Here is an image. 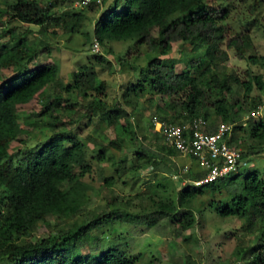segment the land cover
Masks as SVG:
<instances>
[{"label": "trees", "instance_id": "16d2710c", "mask_svg": "<svg viewBox=\"0 0 264 264\" xmlns=\"http://www.w3.org/2000/svg\"><path fill=\"white\" fill-rule=\"evenodd\" d=\"M6 3L7 8L0 10V13L6 14L9 21L21 24L44 27L53 23L73 30L82 20L83 10L64 8L58 0H8ZM95 7L91 5L87 9ZM69 15H73V19ZM226 19V10L210 7L206 0H124L122 5H119V0H113L95 20L93 34L100 43L106 40H132L135 48L144 46L147 53L154 55L142 72L143 82L152 93L169 99L171 112L175 107H180L179 113L160 119L178 124L198 116L210 120L209 111L213 110L216 119L209 121L208 132H214L221 122L232 123L230 143L238 141L236 131L245 130L249 138L259 145V149L249 148L247 155L262 153L264 116L249 119L245 125L242 121L263 99H253L247 106L236 95L233 86L243 89L245 97H249L254 87L264 89V79L247 70L248 79L241 80L235 75L211 71L208 65L199 72L204 61L198 53L189 55L188 60L180 59L186 67L178 72L177 60L169 57L176 43L191 44L194 51L206 45V56L211 60L225 46L233 50L239 60L246 59L249 64H256V57L246 56L249 34L234 32L229 35V28L222 25ZM1 33L9 42L0 43V75L4 70L10 71L11 75L0 80V259L4 258L10 264H132L134 258L127 257L118 247L103 250L102 238L98 233H92L93 230L112 221L156 227L160 218H176L178 229L174 232L182 233L196 224L192 201L207 194V207L217 215L245 220L246 231L255 236L250 263L264 264V177L257 169L240 171L200 186H195L193 182L202 178L205 172L196 170V173L188 174V183L178 189L176 199H151L154 206L145 213L113 206L89 220L77 222L75 219L85 209L82 206L85 186L79 181L70 183L69 180L85 165L86 157L82 142L58 128L62 115L56 111L62 108L67 111L68 117H72L69 113L74 109L77 112L82 107V114L77 115L78 118H71L75 121L90 114H100L112 122L119 138L111 144L121 150V135L125 127L120 119L128 120L131 116L127 111L130 105L128 96L132 92L136 97L140 88L145 90L144 85L141 84L140 88L133 85L123 93V101L115 106L108 105L100 98L82 106L69 96L59 99L56 93L45 95L40 99L43 108L36 115L42 116L52 134L38 151L34 152L24 145L10 152L9 146L13 142L24 141V129L18 120L17 107L28 104L47 85L57 81L59 68L49 62L38 64L34 69L30 67L37 55L31 51L26 33L17 31V25L3 29ZM86 35L89 38V34ZM94 58L98 62L109 63L101 54ZM75 76L77 82L83 73ZM57 85L61 86V82L57 81ZM62 88L68 92L71 86L62 85ZM103 88L102 81L100 89ZM154 133L160 137L155 130ZM137 142L141 143L139 140ZM138 147L136 160L148 159V164L156 171L170 173L172 167L175 169L172 157L177 152L167 145L163 144L158 151L142 144ZM112 180L104 178L109 186ZM65 181H68V185ZM222 191L226 196L216 199V195ZM51 217L59 221L57 224L61 223L58 232L53 236L30 240L39 223L49 224ZM258 221L263 223L260 230L254 228ZM83 248H87V254H79ZM241 251L237 260L245 257L246 249Z\"/></svg>", "mask_w": 264, "mask_h": 264}, {"label": "rangeland", "instance_id": "374dc122", "mask_svg": "<svg viewBox=\"0 0 264 264\" xmlns=\"http://www.w3.org/2000/svg\"><path fill=\"white\" fill-rule=\"evenodd\" d=\"M7 1L0 0L1 11L7 8ZM123 2L124 0H119V5ZM206 2L210 7L227 11V19L222 25L229 28V35L234 32L249 34L246 56L256 57L258 61L256 64H249L246 59L239 60L234 51L225 46L214 60H211L206 56V45L194 51L191 44L176 43L169 54L170 58L177 60L176 70L180 72L186 67L180 59L188 60L189 55L198 53L204 61L199 67V72L208 65L211 71L235 75L241 80L248 79L247 70L264 79V2L260 0H206ZM112 3L113 0H106L101 6L83 10L82 20L73 30L53 23L44 27L21 24L9 21L6 14L0 13V43L9 42L7 37H2L3 29L17 25V31L26 33V41L31 51L37 55L36 61L30 63V67L34 69L41 63H55L59 68L57 81L61 82V86L57 85V81L51 82L28 104L17 107L18 120L24 129V141L13 142L9 146L10 152L24 145L34 152L38 151L52 134L43 122L42 116L36 115L43 108L40 101L43 96L55 93L59 99L69 96L82 106L95 98H100L108 105L115 106L123 101V93L130 90L133 85L139 88L141 84L144 85L145 90L140 88L136 97L132 92L128 96L130 105L127 106V111L131 116L128 120L120 119L125 127L121 135V150L111 144L119 138L112 122L100 114H90L75 121L71 118H78L77 115L84 111L82 107L77 109V112L75 109L72 110L69 113L72 117H68L67 111L62 108L56 111L57 114L62 115L58 128L67 135L76 136L82 142L86 157L85 165L80 167L69 180L70 183L79 181L85 186V194L82 197V206L85 209L75 219L77 222L89 220L93 215L108 211L113 206L145 213L154 206L151 199L155 201L176 199L178 189L188 183L189 175L201 170L195 160L179 155L172 157L176 166L175 169L172 167L170 173L154 170L148 164V159L136 160L139 145H146L158 151L164 144L154 133L152 124L154 119L169 118L170 115L179 113L180 107H175L171 112L168 106L169 99L152 93L150 87L143 82L142 72L154 56L147 53L144 46L135 48L132 40H106L100 43L99 53L92 52L95 20ZM69 18L73 19V15H69ZM97 54L105 56L110 64L98 62L94 58ZM80 72L83 73V77H78L75 82V74ZM9 75H11L10 71H2L0 80ZM102 81L104 88L100 89ZM62 85L63 87L70 85L71 88L67 92ZM233 89L247 106L253 99L264 98V89L258 90L254 87L249 97H245L243 89L236 85ZM209 114V121H215L213 110H210ZM236 133L238 141L234 143L243 151L247 153L249 148L259 149V145L249 138L245 130ZM137 140L141 143L138 144ZM261 147H263L262 153L248 155L249 166L244 170L257 169L264 177V145ZM104 178L113 179L110 186L105 184ZM67 182L65 181L66 185ZM222 192L216 195V199H221L225 195V191ZM208 200L209 196L206 194L192 201L191 207L195 210L196 224L182 233L174 232L178 229L176 218H160L156 227L112 221L93 230L92 233H98L102 238L103 250L118 247L127 257L134 258L132 264H251L255 236L246 231L245 220L217 215L207 207ZM48 222L49 224L39 223L30 240L35 241L55 235L61 223L57 224L59 221L52 217ZM258 222L254 227L256 230H260L263 224L261 221ZM262 244L264 245L263 242ZM243 248L246 249V253H243L245 257L237 260L236 257ZM87 253V248L79 250V254ZM0 264L10 263L1 258Z\"/></svg>", "mask_w": 264, "mask_h": 264}, {"label": "built area", "instance_id": "2783aa9c", "mask_svg": "<svg viewBox=\"0 0 264 264\" xmlns=\"http://www.w3.org/2000/svg\"><path fill=\"white\" fill-rule=\"evenodd\" d=\"M73 10H81L91 5H99L102 0H58ZM92 51H99V42L94 40ZM264 116V98L255 108L246 114L242 124L249 119ZM154 130L160 134L163 143L177 152V155L195 160L205 175L195 180V186L216 181L249 166L248 155L235 143H230L233 124L221 122L214 132H208L209 120L202 116L189 122L171 123L167 120L154 119Z\"/></svg>", "mask_w": 264, "mask_h": 264}, {"label": "clouds", "instance_id": "9594fccd", "mask_svg": "<svg viewBox=\"0 0 264 264\" xmlns=\"http://www.w3.org/2000/svg\"><path fill=\"white\" fill-rule=\"evenodd\" d=\"M59 2V1H58ZM61 3V2H60ZM103 4V0H102V2H101V4H99V5H95V6H101ZM63 5V4H62ZM64 6V8H67V9H70L68 6H65V5H63ZM85 9H87V8H85ZM85 9H81V10H85ZM70 10H73V9H70ZM74 11H78V10H74ZM94 40H97L98 41V39L95 37V39ZM94 40H93V42H94ZM99 42V41H98ZM92 45H93V43H92ZM93 52V51H92ZM100 52V42H99V51L98 52H96V53H99ZM95 53V52H94Z\"/></svg>", "mask_w": 264, "mask_h": 264}]
</instances>
